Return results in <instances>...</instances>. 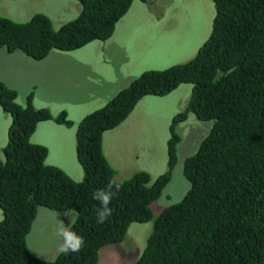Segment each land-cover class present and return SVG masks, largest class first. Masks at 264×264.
<instances>
[{
    "label": "trees",
    "instance_id": "trees-1",
    "mask_svg": "<svg viewBox=\"0 0 264 264\" xmlns=\"http://www.w3.org/2000/svg\"><path fill=\"white\" fill-rule=\"evenodd\" d=\"M75 19L54 30L46 14L15 21L0 14V52L21 51L35 61L52 50L70 52L106 41L135 0H75ZM145 3L148 0H137ZM212 32L188 62L145 71L103 108L86 115L75 133L83 180L45 164V147L30 142L38 121L71 127L65 112L56 118L26 106L0 80V106L11 117L0 159V264H98L99 251L125 241L133 223L154 219L151 204L163 193L178 164L179 138L167 140L165 170L152 182L145 171L123 182L103 152V133L124 122L145 96L163 97L191 83L184 110L171 130L192 114L212 122L197 151L182 165L190 188L177 204L154 219L146 247L135 264H264V0H212ZM119 185L111 216L97 224L100 205L92 193ZM39 208L75 210L73 231L83 237L78 253L61 251L53 260L31 253L27 244Z\"/></svg>",
    "mask_w": 264,
    "mask_h": 264
},
{
    "label": "rangeland",
    "instance_id": "rangeland-1",
    "mask_svg": "<svg viewBox=\"0 0 264 264\" xmlns=\"http://www.w3.org/2000/svg\"><path fill=\"white\" fill-rule=\"evenodd\" d=\"M79 11L75 0H0L2 16L26 22L36 14H47L56 31L75 19ZM214 17L212 0H135L106 41H93L70 52L52 50L40 61L21 51L7 53L2 49L0 80L17 92L16 102L25 107L32 92L36 109H47L54 118L65 112L72 122L71 127L53 120L37 122L30 142L46 148L45 164L58 167L75 182H81L83 170L75 150V133L81 120L103 108L141 73L190 61L210 36ZM191 88V83H182L166 96L143 97L124 122L103 133V152L116 171V182L141 171L148 172L153 182L166 168L167 140L172 134L179 138L178 167L162 195L150 206L154 219L188 192L190 185L182 174L183 162L197 151L212 126V122L198 121L189 113L186 121L171 130L170 122L185 109ZM10 123L11 117L0 106L3 161ZM37 213L27 237L28 248L39 258L53 260L60 252L54 229L59 223L67 224V219L64 212L46 208H39ZM154 219L131 224L125 241L99 251L98 264H135L146 247Z\"/></svg>",
    "mask_w": 264,
    "mask_h": 264
},
{
    "label": "clouds",
    "instance_id": "clouds-1",
    "mask_svg": "<svg viewBox=\"0 0 264 264\" xmlns=\"http://www.w3.org/2000/svg\"><path fill=\"white\" fill-rule=\"evenodd\" d=\"M119 192V185L109 181L103 188H98L92 193V198L100 205L95 210V219L97 224H103L112 214L110 208L111 201L117 196ZM75 210H66L63 215L67 219L65 222L59 223L54 231L59 237V249L64 254L78 253L84 246V239L82 236L72 230L71 225L75 220L72 214Z\"/></svg>",
    "mask_w": 264,
    "mask_h": 264
}]
</instances>
